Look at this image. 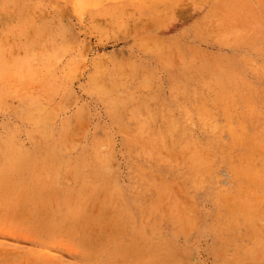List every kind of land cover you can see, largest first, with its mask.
I'll list each match as a JSON object with an SVG mask.
<instances>
[{"label":"rangeland","instance_id":"obj_1","mask_svg":"<svg viewBox=\"0 0 264 264\" xmlns=\"http://www.w3.org/2000/svg\"><path fill=\"white\" fill-rule=\"evenodd\" d=\"M0 264H264V0H0Z\"/></svg>","mask_w":264,"mask_h":264},{"label":"bare ground","instance_id":"obj_2","mask_svg":"<svg viewBox=\"0 0 264 264\" xmlns=\"http://www.w3.org/2000/svg\"><path fill=\"white\" fill-rule=\"evenodd\" d=\"M197 129V128H196ZM20 130V129H19ZM26 130V129H25ZM256 136V135H255ZM251 168V167H250ZM177 173V172H176ZM206 198V197H205ZM256 210H257V208H256Z\"/></svg>","mask_w":264,"mask_h":264}]
</instances>
